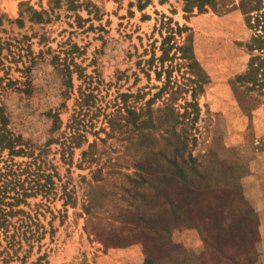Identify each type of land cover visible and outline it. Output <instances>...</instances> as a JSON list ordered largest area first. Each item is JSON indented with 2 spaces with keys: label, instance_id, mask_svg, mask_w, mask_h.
<instances>
[{
  "label": "rangeland",
  "instance_id": "1",
  "mask_svg": "<svg viewBox=\"0 0 264 264\" xmlns=\"http://www.w3.org/2000/svg\"><path fill=\"white\" fill-rule=\"evenodd\" d=\"M199 1L0 0V75L12 79L0 100L11 129L57 172L55 193L28 199L55 214L46 264H181L188 247L197 264H264V226L239 180L249 165L232 148L206 149L211 106L236 114L264 103V78L249 66L253 30L239 0ZM188 55L208 75L195 120ZM167 102L183 124L147 121ZM173 129L195 133L191 161L167 144Z\"/></svg>",
  "mask_w": 264,
  "mask_h": 264
},
{
  "label": "trees",
  "instance_id": "2",
  "mask_svg": "<svg viewBox=\"0 0 264 264\" xmlns=\"http://www.w3.org/2000/svg\"><path fill=\"white\" fill-rule=\"evenodd\" d=\"M197 4L201 8L206 4V1L200 0ZM216 4L212 2L211 6L213 9L221 11ZM221 5L225 6L224 3H221ZM239 7L246 16L247 25L253 30V34L247 42V47L251 53L249 66L252 67L257 64L256 75L251 74L252 80L261 82L264 78V0H239ZM224 9L227 11L228 8L225 7ZM33 15L37 18L41 15V12L34 9ZM255 51L258 53L254 54ZM165 57H167V52L163 48V54L159 57V61L164 63ZM187 58L190 61V67L192 65L196 69L197 79L192 81L194 84L190 88L192 100L187 101L185 106L193 108L192 113L195 116L192 119L195 120L199 117L201 110L197 93H203L208 75L194 58V55H188ZM11 82L12 79L10 78L5 82V76L0 75V95ZM180 86L179 84L177 89L172 92H177ZM121 96L122 103L119 104V107L131 112V107L127 103L129 94L122 93ZM157 112L160 114L157 115L152 112L147 121L164 123L166 116L171 114L178 116L177 123L183 124L182 117L184 114L180 113L179 109L174 107L171 102H167L163 107H158ZM51 116L54 118L53 129L59 128L61 126L59 113L54 112ZM9 125V116L5 105L0 100V264H46L49 254L46 248L43 250L46 244L44 239L46 237L53 238L55 228L52 225V220L55 218V214H53L50 207H31L28 199L36 197L38 194L48 197L51 193H55L53 176L57 172L54 170L49 171L46 162L40 158L42 149L34 155L33 146L24 140L21 134L13 131ZM167 130L169 129L165 128L163 132L167 133ZM78 135H81L79 127L75 126L70 136L73 143ZM170 135L174 139H170L168 136L165 138L167 144L173 147V152H178L177 154L182 162L191 161L193 158L192 153L187 152L185 154V151L191 141L194 143L197 140L195 133L173 129ZM49 142L46 144H49ZM61 144L63 145L62 156L65 157V149L69 148L64 147L66 146V140L62 141ZM19 156H27L28 159L17 160L16 157ZM167 157L170 160L171 157ZM171 162L178 167L180 166L176 160H171ZM94 172H96V169ZM46 210H50L53 214L47 223L42 219L45 217ZM35 248L38 255L35 260L30 261L29 258L33 255Z\"/></svg>",
  "mask_w": 264,
  "mask_h": 264
},
{
  "label": "crops",
  "instance_id": "3",
  "mask_svg": "<svg viewBox=\"0 0 264 264\" xmlns=\"http://www.w3.org/2000/svg\"><path fill=\"white\" fill-rule=\"evenodd\" d=\"M211 110L213 133L206 142V149L214 152L219 147L232 148L237 160L249 165L248 173L239 179L241 191L264 226V103L249 112L236 114L219 105L211 106ZM221 125L225 126L224 130ZM188 244L191 245V241ZM188 248L180 252L181 264H197L196 255ZM130 250L128 248L127 255L132 254Z\"/></svg>",
  "mask_w": 264,
  "mask_h": 264
}]
</instances>
